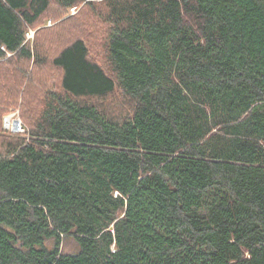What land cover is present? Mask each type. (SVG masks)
I'll list each match as a JSON object with an SVG mask.
<instances>
[{
	"label": "trees",
	"instance_id": "16d2710c",
	"mask_svg": "<svg viewBox=\"0 0 264 264\" xmlns=\"http://www.w3.org/2000/svg\"><path fill=\"white\" fill-rule=\"evenodd\" d=\"M85 10L95 42L27 37ZM0 71V264H264V0H0Z\"/></svg>",
	"mask_w": 264,
	"mask_h": 264
},
{
	"label": "rangeland",
	"instance_id": "374dc122",
	"mask_svg": "<svg viewBox=\"0 0 264 264\" xmlns=\"http://www.w3.org/2000/svg\"><path fill=\"white\" fill-rule=\"evenodd\" d=\"M50 15L57 16L60 13V10L57 9L56 6H52L49 11ZM74 11L69 12V14H65V16L57 18L55 21L53 20H42L41 23L35 27L34 30L31 29V31L28 34V38L30 39L31 44L38 43L40 46V54L42 56H47L48 58L51 57L52 55V48L54 47L55 44L61 43V40H67L71 39L74 37L82 36L87 39V38H95L94 42L96 41V38L98 36V40L100 36L103 34V26L100 22L95 19V16L93 15L89 10H85L82 13L76 15L77 17L75 20H70V22L64 23L61 22L65 18H70L71 14H73ZM54 24H59V27H53ZM51 26V27H49ZM38 33V35H34L35 31L41 30ZM34 36V37H33ZM56 42V43H54ZM99 54H101L100 48H99ZM99 60V59H98ZM46 63V66L42 67L41 69H38L39 72V77L37 80L34 82V86L32 88V93L31 97H34V101L38 102L42 98V95L47 91V90H56L59 88V84L57 81V73L53 70V68ZM18 66V63L16 64ZM30 63H28V69L30 68ZM9 67L7 68V70ZM1 74L4 76L2 77L3 80H0V98L2 97V94L4 95L2 99L7 95V109L5 113H2L0 115V132L4 133L5 135H13L16 136L18 134L22 135L24 134L25 138H27L26 132H27V125L25 128L22 127L26 132L25 133H14V131L11 130V127L7 125L10 123L12 120L17 119V117L20 119L21 123H25V119L29 117L28 113H23V110L20 106V102L18 100L17 104L9 103L10 102V97L8 98L9 91L12 93L11 87H13V84H17L19 80V73L14 72L11 73L10 77L7 78V71L6 73H3L0 71ZM23 84V82H22ZM21 86V85H20ZM25 86V85H24ZM23 86V87H24ZM116 99L119 103H123L119 95L115 93ZM1 105L2 101H0ZM0 105V106H1ZM122 105V104H121ZM124 106V104H123ZM25 119H24V117ZM9 118L10 122H5L4 126V119ZM28 120H26L27 122ZM3 129L6 130L7 132H3ZM1 140V137H0ZM60 250L63 253H72L77 250V246L75 242L72 239H64L62 242V245L60 247Z\"/></svg>",
	"mask_w": 264,
	"mask_h": 264
},
{
	"label": "built area",
	"instance_id": "2783aa9c",
	"mask_svg": "<svg viewBox=\"0 0 264 264\" xmlns=\"http://www.w3.org/2000/svg\"><path fill=\"white\" fill-rule=\"evenodd\" d=\"M9 118H5L4 119V126H5V122H10V120H8ZM7 125H9L11 127V130L14 131V133H23L24 129L22 127V123L20 121V119L17 117V119L12 120L10 123H8Z\"/></svg>",
	"mask_w": 264,
	"mask_h": 264
}]
</instances>
